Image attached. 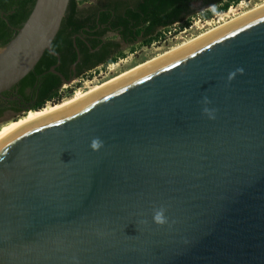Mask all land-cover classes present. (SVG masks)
<instances>
[{
	"label": "water",
	"instance_id": "1",
	"mask_svg": "<svg viewBox=\"0 0 264 264\" xmlns=\"http://www.w3.org/2000/svg\"><path fill=\"white\" fill-rule=\"evenodd\" d=\"M67 2L0 47V97ZM0 264H264V6L1 139Z\"/></svg>",
	"mask_w": 264,
	"mask_h": 264
},
{
	"label": "trees",
	"instance_id": "2",
	"mask_svg": "<svg viewBox=\"0 0 264 264\" xmlns=\"http://www.w3.org/2000/svg\"><path fill=\"white\" fill-rule=\"evenodd\" d=\"M229 0H126L123 2L115 1L110 3L109 13H98V24H106L102 34L109 30L118 33L120 39L126 44L134 43L139 37L150 40V36L158 28H165L174 23L182 22L188 17H191L196 11L211 7L212 10L203 14V17L209 18L217 10H224L227 7ZM236 2L237 0H230ZM34 0H0V47L4 46L14 35L8 29L9 26L19 27L28 12L31 9ZM194 4L196 7H194ZM220 5L218 8H213ZM77 4L75 0H68L65 12L61 18L59 28L50 43L51 51L59 56V66L54 70L63 75V70L66 66L75 61V52L70 42V35L78 27L81 26L83 21H80L76 16ZM111 11L113 12L110 17ZM87 21V19H85ZM187 24V22H185ZM87 30L80 33V37L87 39L89 47H95L99 44V40L91 39L90 36L95 35L94 24L86 25ZM94 40V41H93ZM75 47L80 52H85L86 48H81L83 43L79 38H75ZM106 45L107 49L112 45L118 47L116 42L107 40L102 46ZM107 54L100 59L95 60L94 63H104L107 59ZM111 59V58H110ZM56 63V58L50 53L44 51L33 68L22 77L17 83L11 86V89H16L17 93L23 97L36 93L35 103L30 109H41L47 102L58 103L61 98L57 93L58 87L62 84V80L56 73L48 70L49 66ZM84 66L77 70L76 74L86 69ZM64 76V75H63ZM68 78V76H64ZM31 94L23 93L26 88H32ZM3 109L0 108V113ZM37 111V110H35Z\"/></svg>",
	"mask_w": 264,
	"mask_h": 264
},
{
	"label": "rangeland",
	"instance_id": "3",
	"mask_svg": "<svg viewBox=\"0 0 264 264\" xmlns=\"http://www.w3.org/2000/svg\"><path fill=\"white\" fill-rule=\"evenodd\" d=\"M77 7H85L92 4L93 0H75ZM264 3V0H237L236 2L228 1V5L224 10H217L209 18L203 17V14L212 10L211 7L196 11L191 17L182 22L174 23L165 28H158L150 36V40L139 37L131 45H121L118 53L111 57L103 67H98L94 73H87L88 76L82 75L78 79L64 83L58 92L61 98L58 103H51L47 107L46 112H50L53 108L60 107L71 99L74 90L79 89L84 93L92 92L95 88L109 83L110 81L120 77L129 71L144 65L145 63L171 51L173 48L194 39L198 35L213 29L224 22L230 21L235 16L253 9ZM216 5L213 8H218ZM194 7L196 5L194 4ZM187 22V24H185ZM110 38H114L110 36ZM97 70L99 71L97 73ZM49 103V102H47ZM55 105V106H54ZM34 113L9 114L4 112L0 116V126L17 125L28 122L35 116Z\"/></svg>",
	"mask_w": 264,
	"mask_h": 264
},
{
	"label": "flooded vegetation",
	"instance_id": "4",
	"mask_svg": "<svg viewBox=\"0 0 264 264\" xmlns=\"http://www.w3.org/2000/svg\"><path fill=\"white\" fill-rule=\"evenodd\" d=\"M115 1L123 2L126 0H93L92 4H90L89 6L77 7L75 14L77 18L80 19V21H83V20L84 21L81 24V26L76 29V31L71 33L70 38H69L72 48L75 52V60H76V57H77V60L75 61L74 64L72 62L70 65L64 68L63 75L68 76V78H64V76L60 74L65 80L70 79L68 82L74 79H78V77H81L82 75L88 76L87 73L93 74L95 69H97L98 67H103V65L107 63V62L94 63L93 65H90L95 60L100 59L106 54L108 56L107 59L110 60L111 57H114L118 53L121 45H131V44H126L122 39H120L118 36V33L116 32L107 30L102 34L101 30L104 29L106 24L102 25V24L97 23L98 13L100 12L109 13L110 9L108 5L110 3H114ZM112 14L113 12L111 11L110 17L112 16ZM0 15L2 16V12H0ZM85 19H87V21H85ZM91 21H92V24H94L95 26L92 31L101 33V34L95 33V35L89 37L90 41H92L91 39L99 40V44L95 45V47H92V48L89 47L87 39H83L80 37V33H82L84 30H87L86 25H91ZM14 29L15 27L9 26L8 30L12 33ZM110 36H113L114 38H110ZM75 38H79V40L82 41L83 46L81 48L85 47L86 48L85 52L83 50L80 52V50L77 47H75V44H74ZM107 40L116 42V44H118V47H115L112 45L111 47H109V50H108L106 45L102 46V44ZM76 51H77V54H76ZM59 63H60V60L58 56V61H56L55 65L53 64L54 68L56 66H59ZM84 66H87V68L84 69L82 72L76 74L77 70H79L80 68ZM98 72L99 71L97 70V73ZM63 84L64 83L62 82V84L58 87L57 93L59 92V89ZM32 90H33V87L30 89L26 88L23 90V93L28 95L29 93L31 94ZM35 100H36V93L32 94L31 96L29 95L28 98H23L17 93L16 89H11L10 87L9 89L1 93L0 108L3 110L1 111L0 116L4 112H8L9 114H17L20 112H24L25 109L30 108L34 105ZM41 109L37 111H40ZM34 112L35 110H32L29 113H34ZM25 114H28V113H25Z\"/></svg>",
	"mask_w": 264,
	"mask_h": 264
},
{
	"label": "bare ground",
	"instance_id": "5",
	"mask_svg": "<svg viewBox=\"0 0 264 264\" xmlns=\"http://www.w3.org/2000/svg\"><path fill=\"white\" fill-rule=\"evenodd\" d=\"M263 6H264V3H262L261 5H259V6L255 7V8H253V9H250V10H248V11H246V12H243V13H241V14L235 16V17L232 18L230 21L224 22L223 24H221V25H219V26H217V27H215V28H213V29H210L209 31H206V32H204V33H202V34H200V35H198V36L195 37L194 39H191V40H189V41H187V42L181 44L180 46H178V47H176V48H173L171 51H169V52H167V53H165V54H163V55H161V56H159V57H157V58H155V59H153V60H151V61L145 63L144 65H141L140 67L135 68V69L129 71L128 73H126V74H124V75H122V76H120V77H117L116 79L110 81L109 83H106V84H104V85H101V86L95 88L92 92L84 93V91L79 90V89H76V90H74L73 94L71 95V99H70L67 103L63 104V105L60 106V107L53 108V110H51L50 112H46L45 110L47 109V107H50V106L53 105V104H51V103H46V104L44 105V107L40 110V113H38V114L35 113V116H34L33 118H31V119H30L28 122H26V123L17 124V125H13V126H12V125H7V124H6V125H2V126H0V140L3 139V138H5V137H7V136H9V135H11L12 133H14V132H16V131H18V130L24 128L25 126H29V125H32V124H34V123H36V122H39V121H42V120L48 119V118H50V117H53V116H55V115H57V114H59V113L65 111V110L71 108V107L74 106L75 104H77V103H79L80 101L84 100L85 98H87V97H89V96H91V95L97 93L98 91H100V90L106 88L107 86H109V85L115 83L116 81H118V80H120V79H122V78H124V77H126V76H128V75H130V74H132V73H134V72H136L137 70H139V69H141V68H143V67H145V66H147V65H149V64H151V63H154V62H156V61H158V60H160V59L166 57L167 55H169V54H171V53H173V52H175V51H177V50H179V49H181V48H183V47H185V46H187V45L193 43L194 41H196V40L202 38L203 36H205V35L211 33L212 31H214V30H216V29H218V28H221V27H223V26H226V25H228V24H231V23H233V22H235V21H237V20H239V19L245 17L246 15H248V14H250V13H252V12L258 10V9H260V8L263 7ZM54 106H55V105H54ZM39 109H40V108H39ZM39 109H30V110H28V111H26V112H23V114H25V113H29V112H31L32 110H39Z\"/></svg>",
	"mask_w": 264,
	"mask_h": 264
},
{
	"label": "clouds",
	"instance_id": "6",
	"mask_svg": "<svg viewBox=\"0 0 264 264\" xmlns=\"http://www.w3.org/2000/svg\"><path fill=\"white\" fill-rule=\"evenodd\" d=\"M206 103L208 101H205ZM204 111L207 113L209 110L207 108L204 109ZM100 141L98 139H94L91 143V147L93 149H96L100 146ZM154 221L157 223V224H163L165 222L164 220V213H163V209H160V210H157L154 214Z\"/></svg>",
	"mask_w": 264,
	"mask_h": 264
}]
</instances>
